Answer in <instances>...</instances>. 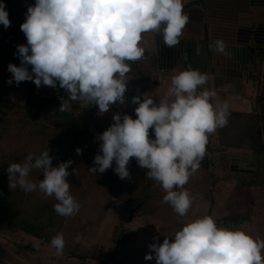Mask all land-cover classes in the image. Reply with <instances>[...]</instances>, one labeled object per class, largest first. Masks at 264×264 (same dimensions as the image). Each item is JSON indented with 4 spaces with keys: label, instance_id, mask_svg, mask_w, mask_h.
Here are the masks:
<instances>
[{
    "label": "clouds",
    "instance_id": "9594fccd",
    "mask_svg": "<svg viewBox=\"0 0 264 264\" xmlns=\"http://www.w3.org/2000/svg\"><path fill=\"white\" fill-rule=\"evenodd\" d=\"M189 19L184 0H35L20 25L27 40L26 45L16 46L20 66L8 65L12 78L7 83L32 81L38 88L54 89L58 85L66 93L60 112H71L72 102L77 101L95 104L100 113L109 112L112 105L125 103L129 62L145 57L140 46L143 34L162 35L164 44L175 48ZM0 24L5 29L10 26L3 3ZM209 47L230 55L222 39ZM207 80V74L189 67L171 77L158 102L148 94L143 99L133 96L136 118L113 114V123L99 134V152L89 172L104 173L115 162L119 178L130 179L128 165L135 158L141 168L148 169L146 177L166 193L163 201L180 217L186 216L193 199L184 186L200 167L209 135L226 126L229 117L228 103L204 87ZM76 152L82 154L80 148ZM52 159L45 150L9 164V188L38 189L45 197L55 198L58 215L72 216L80 208L66 179L72 161L53 167ZM34 169L43 175L38 183L29 179ZM50 246L61 255L63 233L54 236ZM148 247L144 259H155L156 264H264V239L218 226L210 216L186 222L163 243Z\"/></svg>",
    "mask_w": 264,
    "mask_h": 264
},
{
    "label": "crops",
    "instance_id": "0c3cea01",
    "mask_svg": "<svg viewBox=\"0 0 264 264\" xmlns=\"http://www.w3.org/2000/svg\"><path fill=\"white\" fill-rule=\"evenodd\" d=\"M0 3L6 5L10 20L7 29L0 24V58L7 60L2 63L20 66L16 46L27 44L20 25L35 0ZM184 12L190 19L175 48L167 47L162 35L143 34L140 46L145 49V57L129 62L123 105L137 107L131 103L132 97L143 99L144 94L158 102L171 77L189 67L207 74L204 87L216 91L228 103V123L209 135L200 167L184 186L192 196L195 214L188 219L177 214L173 233L196 219L198 207L203 206L208 215L201 217L210 216L218 226L238 228L251 235L257 226L264 229V177L250 182V176L264 169L258 154L264 147V0H184ZM216 39L225 42L230 55L209 47ZM6 68L2 70L10 73ZM40 87L48 94L55 90ZM256 119L262 146L252 140Z\"/></svg>",
    "mask_w": 264,
    "mask_h": 264
},
{
    "label": "rangeland",
    "instance_id": "374dc122",
    "mask_svg": "<svg viewBox=\"0 0 264 264\" xmlns=\"http://www.w3.org/2000/svg\"><path fill=\"white\" fill-rule=\"evenodd\" d=\"M3 61L7 60L0 58V75L2 79H11L12 74L2 70L8 67ZM24 92L19 85L18 92H9L5 97L12 104L0 107V169L45 150L53 158V167L71 160L66 179L80 208L67 216L61 227L65 240L61 255L50 244L23 232L0 231V264H156L155 259H144L150 251L148 245L172 237L178 220L173 208L163 201L166 193L162 187L146 177L148 169L141 168L135 158L128 165L130 179L119 178L114 171L115 162L104 173L89 172L99 152V134L113 123V114H128L135 119V108L117 103L109 112L100 113L95 104L74 102L75 112L84 110V117L91 122L92 137L79 139L40 118L28 116L23 108ZM77 148L82 154H77ZM6 176L9 177L7 171ZM29 179L38 183L43 179L41 170L34 169ZM25 193L33 201L39 198L57 203L54 197H45L38 189ZM193 207L187 219L195 214ZM261 211L264 213V206ZM196 214L200 218L207 212L199 206ZM251 236L264 239V229L255 227Z\"/></svg>",
    "mask_w": 264,
    "mask_h": 264
},
{
    "label": "trees",
    "instance_id": "16d2710c",
    "mask_svg": "<svg viewBox=\"0 0 264 264\" xmlns=\"http://www.w3.org/2000/svg\"><path fill=\"white\" fill-rule=\"evenodd\" d=\"M8 80L2 79V76H0V107L5 103L12 104L5 97L9 92H18L19 85H21L25 90L23 108L28 116L40 118L62 132L73 135L75 138L86 139L92 137L90 118L84 117V110L78 113L75 112L72 106L71 112L58 111L62 102L61 97L66 98L64 89L59 88L57 85L52 94L44 91L38 93L35 92V86L31 81H24L19 85L14 82L9 85ZM149 136L155 138L153 130H149ZM261 139L256 119L255 137L252 140L262 146ZM260 149L261 152L258 154H260L261 163L264 165V147L262 146ZM262 169H259L255 175L250 176V182L253 179L260 178L261 175L264 177V169ZM6 171L5 167L0 169V231H20L50 244L51 239L60 233L66 217L60 216L54 211L53 203L39 198L33 201L21 189L11 190L8 187ZM141 195H143L141 197H144L145 194L142 193Z\"/></svg>",
    "mask_w": 264,
    "mask_h": 264
},
{
    "label": "built area",
    "instance_id": "2783aa9c",
    "mask_svg": "<svg viewBox=\"0 0 264 264\" xmlns=\"http://www.w3.org/2000/svg\"><path fill=\"white\" fill-rule=\"evenodd\" d=\"M36 91L40 92L41 88L35 87Z\"/></svg>",
    "mask_w": 264,
    "mask_h": 264
}]
</instances>
